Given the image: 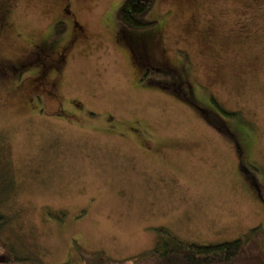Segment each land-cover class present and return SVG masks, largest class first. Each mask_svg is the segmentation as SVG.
Here are the masks:
<instances>
[{"label": "rangeland", "instance_id": "1", "mask_svg": "<svg viewBox=\"0 0 264 264\" xmlns=\"http://www.w3.org/2000/svg\"><path fill=\"white\" fill-rule=\"evenodd\" d=\"M14 1L0 59L44 39L65 3ZM73 1L90 40L57 73L46 68L55 97L34 81L50 58L0 79V257L130 264L153 249L161 228L198 245L264 232V204L244 185L228 139L172 91L143 88L127 48L150 35L153 58L180 66L202 101L210 96L223 120L249 129L264 189V0H157L154 23L123 28L118 40L124 0ZM143 78L169 81L158 72ZM259 243L264 254V235Z\"/></svg>", "mask_w": 264, "mask_h": 264}, {"label": "flooded vegetation", "instance_id": "2", "mask_svg": "<svg viewBox=\"0 0 264 264\" xmlns=\"http://www.w3.org/2000/svg\"><path fill=\"white\" fill-rule=\"evenodd\" d=\"M73 2V0H65L60 15H58L56 20L50 25V33H48L44 39L40 40V42H36L17 59H0V79L8 77L10 73L14 74L19 68L26 65L30 66V64L36 60L41 59L42 61L43 59L50 58L52 65H47V67L43 65V69H36L38 73L34 81H38L37 86L40 87L37 92H42L45 96L50 95L55 97V83H46L44 81L47 75L46 68L52 67L55 73H57L58 70L64 66L65 59L69 58L76 47L90 40L86 29L77 20V12L71 6ZM16 6L17 4L14 0H0V36L10 31L11 14ZM123 28L124 27L119 29L114 28L113 37L115 40L121 38ZM151 36H153V34ZM148 38L137 43L131 41L127 45L129 50L128 57H134V59H136V61L132 60L133 67L134 65L135 68L138 66L139 70L142 72L139 75V79L143 81V88L156 85L168 89V91H172L180 101H184L193 112H196L210 130L224 135L229 141L228 144L232 145L234 155L236 156L235 166L238 174L243 178L244 185L251 191L255 199L264 204V189L259 187L257 182L258 177H256L257 171L260 169L254 164L255 160L251 154L252 143H250L251 132L249 129L243 124L239 123L234 125L231 122L223 120L221 116H225L226 114L223 113L222 108H219L218 105L214 103L210 96H206L207 101H202L198 95V87H194L192 83H189V81L184 78V72L180 66L173 64L170 59H159L158 61L153 58L150 55L147 42ZM49 39L51 41L60 40L61 43L58 45L59 47H57V49L48 47L47 42ZM165 50L166 49H163L164 55L166 54ZM136 52L138 53L136 54ZM42 56L44 58H42ZM135 62L137 64H135ZM152 72L161 73L163 77L166 76L169 81L164 82L162 79L154 80L151 78L145 80L143 78L145 74L148 75ZM210 93L212 95V92ZM141 137L143 136L141 135ZM259 176L264 180V175L259 174Z\"/></svg>", "mask_w": 264, "mask_h": 264}, {"label": "trees", "instance_id": "3", "mask_svg": "<svg viewBox=\"0 0 264 264\" xmlns=\"http://www.w3.org/2000/svg\"><path fill=\"white\" fill-rule=\"evenodd\" d=\"M156 3L157 0H124L117 11L121 26L131 30L150 26L154 22L149 20L148 13L154 9ZM133 37L131 41L134 43L146 39L137 35ZM223 113L227 115L224 111ZM1 181L0 184L4 187L5 177ZM6 222L4 215L0 214V227ZM160 232L163 237L156 242L153 249L133 257L130 264H264V254L259 243L264 235L261 227H255L247 236L211 245L187 244L173 236L167 228H161ZM1 243L2 248H7L5 243ZM0 264L35 263L29 259L4 254V257H0Z\"/></svg>", "mask_w": 264, "mask_h": 264}]
</instances>
